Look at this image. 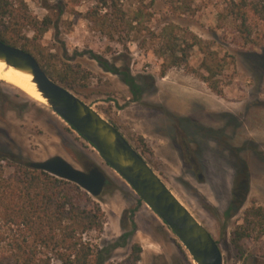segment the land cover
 Here are the masks:
<instances>
[{
  "label": "rangeland",
  "instance_id": "1",
  "mask_svg": "<svg viewBox=\"0 0 264 264\" xmlns=\"http://www.w3.org/2000/svg\"><path fill=\"white\" fill-rule=\"evenodd\" d=\"M25 1L36 18L53 20L37 54L53 69L80 65L88 77L74 91L117 125L206 225L220 243L224 264H264V236L246 241L243 255L231 243V232L243 222L244 211L254 203L264 205V45L231 42V34L218 26L226 0H193L194 13L177 12L169 1L155 0L150 23L159 33L174 22L213 43L228 62L219 76L223 97L183 67L162 76L163 60L154 53L151 34L124 33L111 41L93 30L85 14L99 5L98 0ZM26 32L32 37V31ZM202 60L195 47L190 64L199 68ZM124 72L136 77L140 95L123 81ZM0 80V99L7 101L0 106V151L29 161L61 155L78 168H84L80 156L88 155L111 180L99 198L90 194L103 208L106 224L102 234L92 232L87 239L100 246L120 242L109 252L117 260L130 253L135 241L143 247L139 264H197L176 234L146 203H139L137 193L90 143L43 103ZM236 184L241 198L228 215ZM134 209L136 228L129 222L124 230L123 216L129 218ZM133 231L130 240L121 238Z\"/></svg>",
  "mask_w": 264,
  "mask_h": 264
},
{
  "label": "trees",
  "instance_id": "2",
  "mask_svg": "<svg viewBox=\"0 0 264 264\" xmlns=\"http://www.w3.org/2000/svg\"><path fill=\"white\" fill-rule=\"evenodd\" d=\"M176 11L194 13L193 0H167ZM99 5L90 8L85 18L93 30L116 40L124 33L151 34L154 39V53L163 60L161 74L169 69L183 67L185 70L207 83L219 96L225 95L219 76L228 66L225 56L213 48V43L190 29L171 22L159 33H155L150 23L155 0H98ZM53 20L50 16L42 20L30 11L25 0H0V39L21 46L32 53L54 78L77 91L87 75L80 65H66L53 69L37 53L41 40L50 30ZM218 26L231 34V42L238 46L264 45V0H226L218 16ZM32 31V37L26 32ZM198 47L203 60L196 68L190 64L192 50ZM126 82L134 94L142 89L136 77L124 72ZM3 90L0 80V95ZM0 104L4 107L5 100ZM145 145V144H144ZM84 168L96 165L88 155L79 158ZM29 160L12 153L0 151V264H139L143 247L131 243L130 253L123 259L110 257L109 252L120 242L100 246L86 238V235L105 230L106 215L100 203L76 183L59 178L44 170L30 167ZM111 180L105 190L108 188ZM236 191L227 214L236 207L241 198V189ZM99 198V197H97ZM139 198V203L142 204ZM125 213L122 228L129 222L136 228L134 215ZM226 231V224L222 226ZM134 231L121 238L130 240ZM264 236V205L252 204L244 211L243 222L231 232V243L243 255L246 241Z\"/></svg>",
  "mask_w": 264,
  "mask_h": 264
},
{
  "label": "water",
  "instance_id": "3",
  "mask_svg": "<svg viewBox=\"0 0 264 264\" xmlns=\"http://www.w3.org/2000/svg\"><path fill=\"white\" fill-rule=\"evenodd\" d=\"M0 61L32 75L33 83L45 99V102L38 101L98 151L176 234L197 264H224L219 241L114 122L50 75L38 59L21 46L0 39ZM30 167L76 183L96 198L104 192L109 178L97 164L88 169L78 168L61 155L31 161Z\"/></svg>",
  "mask_w": 264,
  "mask_h": 264
},
{
  "label": "bare ground",
  "instance_id": "4",
  "mask_svg": "<svg viewBox=\"0 0 264 264\" xmlns=\"http://www.w3.org/2000/svg\"><path fill=\"white\" fill-rule=\"evenodd\" d=\"M0 79L15 84L33 98L45 102L33 83L31 74L8 67L5 62L0 61Z\"/></svg>",
  "mask_w": 264,
  "mask_h": 264
}]
</instances>
